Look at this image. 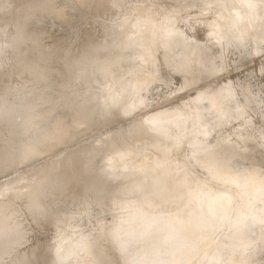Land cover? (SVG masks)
<instances>
[{
  "label": "rangeland",
  "instance_id": "1",
  "mask_svg": "<svg viewBox=\"0 0 264 264\" xmlns=\"http://www.w3.org/2000/svg\"><path fill=\"white\" fill-rule=\"evenodd\" d=\"M253 2H254V5H257L258 7H260L259 11L262 14L261 16L257 14L256 11L252 12L253 10L252 11L247 10L243 14L242 11L244 8L241 6V5H244L243 0H237V1L234 0V3L232 2V0H112L111 4L114 8H116V11H117L116 12L117 14H115L114 17L113 16L106 17V15L95 12L92 9L91 1L89 0L87 1L85 0V4L83 5H80L77 2V0H55L54 5L61 6L63 11L61 10L59 14L54 15L52 18L45 16V14L38 15L36 17V19L32 22V25L29 27V30L33 33H38V32L45 33L46 35H48V37H50L48 42L49 43L53 42L60 48L65 47L69 43L78 45L83 39L82 32L85 29L90 30L91 32H95L94 35L97 37V36H101L104 33V29L106 27L115 28L116 25L118 26L120 24L121 26L123 22H124L123 24L126 25L127 23L126 21L129 19L130 21L133 19L132 20L133 22L131 21L133 25H135L133 30L136 29V31L145 32L144 34H140V33L137 34V36L135 37L136 39H138L137 44L140 45L144 41L143 43H147L150 47V48L145 49L144 51L139 50L138 52L137 51L133 52V54L137 56L138 55L146 56V60H148L147 64L136 60V62L133 61L129 65H123L124 68L121 69L120 73L118 71V74H120L118 82L115 83L107 91H101V87L99 85H89L88 87L85 86L86 88L84 87L83 89L78 90V92L76 90L72 94L69 93L70 95L66 94V92L65 94L60 93L61 95L62 94L63 95L62 96L60 95L61 97L58 96L57 98V101L58 99L60 100L58 102V106L56 104H55V107L53 106L54 108H56L57 106L56 110H54L53 107L51 108L55 113L52 111L53 113L52 116H50L47 120L48 124L50 122L49 119L51 120V118L56 116L57 114L63 115L64 117H66L65 121H68L69 119L68 115L70 113L69 110L72 109L74 103L82 97L89 99L92 96H98L100 99H98V102H97L96 112L100 111L106 106V104H109L108 100L117 91L119 92L122 89V86L125 85V83L130 79L131 74L134 73L137 67L139 66L140 67L147 66L144 69H142V71H146L147 72L146 74L148 75L149 78L148 77L146 78V74L145 76L143 75L145 72H142V71L140 72V75H141L140 77L142 78V80L145 78L143 81V83L145 82L144 84H146V82H149L151 80L150 77L154 71H157V72L159 71L160 73L163 72V74L166 75V78L164 79L165 80L170 79L171 83L169 86L168 85L165 86L164 84L165 82H162V81L160 83L159 81L156 83L154 82V84L147 90L148 93H146V95H143V94L139 95L141 92L136 93L135 99L139 98L138 100H140V98L143 95V97H146V99H148V103L146 107L137 109L138 113L136 112L134 116L132 115L129 117H125L124 115H117L115 117H109L103 122L100 120H98L97 122L95 120V122L93 121L90 127L87 126V127H81L80 129H76V131H74L73 133V136H71L68 139H62V142L60 143V145H58L59 148L57 147L58 149H56L55 151L51 150L50 152L49 150L45 152L43 156L39 157L40 159L36 158L30 161L24 162L22 165L14 167L10 171H8L6 175L4 174L0 175V186L8 185L13 181L18 180L15 183V185H13L12 187L18 186L22 188L23 182L28 181V178L31 176L32 172L35 173L36 171H38V174H39V181L42 183L44 181L47 182L49 179V174H50L49 164H51V162L57 160L58 158L68 157L70 155L71 156L76 155L78 158L77 160L79 162L81 161L84 162V157L89 158L92 156L93 153H91L92 151L91 149H93L95 141L97 139L104 138V136L115 133L116 131L123 129V128L130 130L131 129L130 123H132V120L133 122L140 121V120H143V118L146 116H151L153 114L160 113V112H166V111L175 113L177 114V117H178V126L176 128V131L173 129H170L168 131L169 134H172L173 132H175L176 137H177L175 138V140L176 141L178 140L177 142H175L174 140V143L171 142L169 144V146L175 145L174 146L175 148L170 149V153L172 152V154L174 155H170L169 152L168 153H161V152L157 153L156 152L158 155L156 156L155 154H153L155 152H153V150L149 149L150 147H147V146H142V148H139V151H140L139 155L141 157L142 156L144 157V155L148 157L149 154H152L153 158L156 157L154 161L152 160V162L156 163L157 165L158 164L161 165L162 163H165L166 161H168L166 167H169V168L172 167V169L170 170V177H168L167 183H170L171 181L172 182L177 181L181 183L186 182V186L173 190L166 204L164 203L160 204L159 202H158L159 204H157L156 202L146 204L143 198L141 197L140 192L137 193L136 191H132V192L130 191V192H127L128 194L127 193L121 194L120 192H118L120 188L117 187L118 190L115 189L116 186L120 182H123L121 181V179L124 180L123 178H120V180L117 179L119 181L114 182L113 185H111V182H109V184H105V183H100L98 181V184L92 187L93 189L92 188L91 190L89 189V192L87 193L83 192V187L85 184L82 185L83 187L81 189V186L75 187L74 183H72L65 190V192H63L64 193L63 196H65L64 197L65 199L62 198L64 200L59 201L58 206L54 210L55 214H53V217L49 219L48 221H43L42 223L38 225L30 226L29 230L26 232L27 238L30 240V243H28V245L26 247H23L20 251L22 252L26 251L27 255L31 254L32 252H34V254L29 255V257L25 259L22 264H50L51 263L50 259L47 256L45 257V255H43L42 252L45 251L49 243L51 242L54 243L53 239L56 237L57 234H60L61 224L57 223L60 220H62V222L68 221L69 223H72L74 225L77 224V226L80 227L78 231L79 233L75 235V238L77 239H83L86 237H90V235H92L91 237L92 241L97 240L96 242L93 243V245H95L94 248H96V253L100 255V254H103V252H106V255L110 257L109 260L111 261L110 262L108 260V262L112 264L113 263L114 264H124L125 262L130 264L136 261L137 259L141 258L142 256H144L145 253H149V252H152L153 254H155L157 263H161L164 260H166L168 257H170V255L176 250V248L182 244H184L185 248L186 247L188 248V246H190L191 249L188 251L187 254H186L187 250L185 249H180L179 251H177L175 255V259H176L175 264H184L185 262L186 264H195V263L196 264H206V263L207 264H210V263L211 264H231V263L234 264V262L235 264L236 263L246 264L247 262L248 264L249 262L250 264H264V186L263 187L259 186L256 180L242 179L240 178L242 177L240 175L235 176L234 178L232 176L233 178L232 179L230 178L231 177L230 175L225 174L226 171L220 175L221 172H219V170L216 169L215 166H214L215 167L214 169L216 170L213 169V166L212 168L208 167V169L207 167L204 168L201 163L200 164L196 163V159H195V158L202 157L203 159H206L207 161L208 154L210 156L211 154H215L218 151L222 153L223 150L225 149L228 150L227 148H230L229 141L230 143L232 142L234 144V140H236L237 138L233 136L234 134L233 135L231 134V133H234V131H236L233 128L237 127L238 125L240 126L243 125L244 123L242 121H245L244 119L246 118L247 120L248 119L251 121L253 120V122L257 123V124L254 123V128L255 129L257 128L259 131L262 130L260 133L262 134L264 138V131H263L264 130V104H263L264 103V0H253ZM2 3H3L2 5L6 6L9 2L3 1ZM210 3L212 4L215 3L216 5L215 4L212 5ZM210 5L213 7L211 8ZM216 6H219V7H216ZM13 7H14L13 10L9 12L10 14H15L18 12L25 11L23 8L16 7V5ZM135 8L137 10H135ZM143 8H146V12H143ZM148 8L150 11L149 13L153 14L152 15L153 17H156L159 19V20L157 19V21L154 23L155 26L157 25V27H160L162 25L160 23H163L161 21L165 22L167 21V18H168V20L170 21V23H167L168 21L166 22L168 26L167 25L161 26V27H164L163 28L164 30L168 29V27H171V25L173 24H174V27H184V29L186 27L187 28L195 27L196 31L194 32V38L192 39V42L190 43L195 45L196 43L198 44L199 42L200 45H204L210 48V51H208L206 55L204 56L202 64L200 66H196L193 68L194 71L196 72V75L194 78L196 84L194 83V85H192L193 83L192 82L190 83L191 85L189 84L186 86L179 87L181 80H180V76H178L179 74H177L175 71H176V68L178 67L177 66L178 63L183 58L182 50L179 48V49L173 50L172 52L166 51L167 53H165L166 42L161 38L158 39L156 42V45L157 46L159 45V46L155 53V56H156L155 58H157L156 66L154 65L152 61L153 55L151 54L152 45L148 41L145 42L146 40L145 38L147 37L146 33L150 31V29L148 31L144 30V28L146 29V27H149V24H147L149 23V20H148L149 17L146 18V16H148L149 14L147 11ZM88 9L89 11H92V12H89ZM134 10L135 11L139 10L142 12L138 11L136 12V15H134L135 13ZM171 10H173V12ZM168 11L170 12L171 15H166L169 13ZM132 12L133 14L131 15ZM165 12L167 13L165 14ZM138 13H140V15ZM142 13H146V14L143 15ZM172 14L174 16H172ZM254 14L259 16L261 19L257 23V26L256 24H254L255 22L253 23L251 21V17H253ZM160 15H164V16L162 17ZM170 16H172V19H174L175 22H172L173 20L170 19ZM224 16L226 18H223ZM161 17L164 18L165 20L162 19ZM233 19L235 23L232 21ZM217 20L220 21L219 24H222L221 28L225 24L228 30L227 29L224 30L222 28L223 32L221 33L222 29L219 28L220 25H218ZM134 21H135V24H134ZM232 22L236 24L237 26H234ZM251 23L255 25L254 26L255 29L254 27L251 26ZM159 24L160 26H158ZM96 26H98L99 28ZM215 27H216V31H213L215 30ZM217 27L220 29V32L219 30H217L218 29ZM241 29L242 30L245 29V31L248 32L246 39L244 38L245 41H242L241 44H237V45H228V42H229L228 39L229 38L232 39V37H235V35H237L238 33V30H241ZM13 32H14V29H12V27L2 32L3 36L0 39V54H1L0 60H3V61H0V74L5 73V71L7 70V65L10 60L9 49H7V40H8L7 38ZM7 33L9 35H7ZM156 33H158V30H156ZM215 33L217 35H215ZM221 34L224 36H222ZM216 38L218 39L217 41H216ZM226 39H227V42H226ZM223 42H224V45H223ZM148 49H150L151 51ZM210 54L211 56H209ZM164 56H166V58H163ZM174 57H176L175 60H174ZM211 58H213L214 60L216 58V60H215V64L209 67L207 63L209 62V60H211ZM167 62L168 63L172 62L171 66H168ZM152 66H154V69ZM123 70H126L127 73L123 74ZM209 72L213 73V74H210L211 76L215 74L214 77L215 76L216 77L212 78L213 76L211 77L209 75ZM215 72L218 75H216ZM201 74H204V75H201ZM198 75H201L202 77H199ZM205 77H206V80L203 81ZM16 80H17L16 77L13 78L11 80V84L16 82ZM0 82H1V78H0ZM216 86L218 88L220 86L219 88L220 90ZM92 87L94 88V90H92L93 89ZM36 88L42 90V88H40L37 83H31L29 85L28 91L29 90L33 91V89H36ZM205 88L208 91L211 90L210 92L212 93L215 99L211 96V93L206 92L207 93L206 94L202 92L203 90H205ZM221 89L223 90V92L221 91ZM224 89H226L227 92ZM85 90L86 92H84ZM213 90H215L216 92L215 91L213 92ZM218 90L226 94V97L225 95L223 96L221 92H218ZM53 92L54 91H51L50 94H53ZM55 92L54 94L59 95L57 91ZM219 93L222 96L219 95ZM216 94H218L217 96L218 98L220 97L219 99H221V101L225 98L223 102L219 101V99L214 96ZM231 96L233 97V99H231L232 98ZM212 99L214 100V102H216V104L214 102H211ZM99 101L101 102V105ZM231 101L233 103H231ZM217 103L219 106H217ZM199 104H200V107H199ZM239 104H240V107L237 108L236 106ZM216 106L221 109H218ZM243 107L245 108L243 109ZM234 108L236 109V111L234 110ZM63 109H66V110L63 111ZM233 110L235 111V113L237 112L236 115ZM237 110H239V112ZM241 111L243 115H241L240 113ZM238 113H240L239 114L240 119H238L237 117ZM253 113L256 117L253 115ZM232 114H234V116H231ZM235 116L237 117L236 119H235ZM232 118H234V120H237V119L238 120L235 122ZM134 123H132V125ZM235 124H238V125H235ZM41 126L38 124V127H37L36 125L37 128ZM237 128H239V126ZM254 128L250 129L249 131L250 134H253V135L256 134L255 133L256 130ZM5 136L6 134H3L2 138H0V143L5 142V138H6ZM245 138H248L247 134H245V136L238 141V144H236L235 146V150H233L232 148L233 154L231 151V155L233 156V158H236L238 155H241L242 153H244L243 149L248 145V143L244 141ZM204 142L209 143L208 146L213 145L212 147L211 146L208 147V149L210 148L209 149L210 151L208 150L210 153L206 152V154H204V152H198L199 155L197 154L198 156H196V153L194 154V151L199 148L200 143H204ZM177 143H178L179 150L176 148ZM243 143H246V145ZM259 148L261 149L260 146ZM175 149H177L176 152L174 151ZM105 151L106 150L101 152L100 153L101 155L99 154L98 156L94 158L93 163L97 170H102L106 168V165L114 167V165H121V163L123 164L124 161L120 162L119 159H117L118 162H109V163L103 162L105 157L111 154V152H105ZM78 153H85V156L78 157L77 155ZM188 156L191 158H188ZM168 157L170 160L167 159ZM156 160L158 162H156ZM99 161L103 163H98ZM262 161L260 160L261 165L264 164V161L263 162ZM261 165L258 163L256 166H253V168L255 167L254 170H259V171L262 169L264 170L263 166L261 167ZM134 168L135 167H131L127 169L125 172L131 173L134 170ZM233 168L234 167H229L228 171L229 170L233 171ZM248 168L249 169H246L243 172L244 175L246 173L248 174V172H250V170L253 169V168H250L249 166ZM239 174H242V172H239ZM97 175H100V173L98 172ZM227 176H229V179H227ZM106 178H109V176H107ZM224 179H226L225 180L226 184H224L225 183ZM244 180L248 182L246 183L244 182ZM93 181L95 180H92V182ZM251 182L252 184H249ZM256 184H257V187H256ZM87 185H89V183H87ZM224 185L226 188L224 187ZM254 187L257 188V190ZM78 188H80V190ZM98 190L99 192H97ZM254 190H255V193H254ZM73 194L74 195L76 194V195L74 196V198H71L70 195H73ZM106 195L109 200H107ZM193 196L195 198L192 199L191 197ZM105 198L106 200H104ZM229 199L232 201L230 202L227 201L229 203L225 202L226 200H229ZM101 201H104V204ZM93 202L95 203V205L93 204ZM98 202H101L99 203L100 205L97 204ZM116 204L118 207L116 206ZM103 205L104 207L102 208ZM23 206H24V203L22 202L21 203L19 202V204H17V208L19 209L23 208ZM215 206L218 208L220 207V209L219 210L216 209L215 211V209H213V208H216ZM105 207L108 209H106ZM191 209H195V210L192 211ZM222 209H225V210L221 212ZM113 210L115 211V213H111V212H114ZM229 210H231L232 212ZM85 212L88 214L90 213L89 214L91 215L90 219L92 218L91 220L89 219L90 221L89 220L85 221L82 219V214ZM103 212H108L109 214L103 213ZM199 212L201 216L199 214L196 215V218L193 220L194 222H191L195 224L194 225L192 224L191 228L189 227L187 232L185 230L184 232L186 233L183 232L182 234V233H177L175 231L178 226L184 224L183 217L185 214L187 215V216L185 215V218H188V216L190 217ZM215 212L217 214L220 213L219 215L222 214L221 215L222 218L218 215H216L217 217H215ZM226 212H229V213H226ZM224 213H226L225 214L226 216L223 215ZM242 213H244L245 215ZM212 214L214 216H211ZM209 216L212 218L215 217V220L218 221V223L214 222L215 220L213 221V219L211 220ZM114 217H116L118 220L119 227H120L119 230H121V232L125 236H128V234L135 233V232L137 233L141 232L140 235H143V233H147V231H150L151 229H153L152 230L153 233L149 236V238L147 239L143 247L141 248L128 247L130 251L127 250V247H126V249L124 250L125 251L127 250V254H124L125 251L123 253L122 252L123 250H121L119 246H118L119 248H117L116 245L114 246L111 245L112 247L110 246L111 244L109 241L110 240L109 237H111L110 234L108 236L107 235L108 232L101 229L102 226H107L111 222V220H113ZM197 217H198V220H197ZM200 217L203 221H201ZM205 217H208L210 221ZM219 217L220 219L218 220ZM224 217L226 218L224 219ZM204 220L206 221L205 223H204ZM240 222L242 224L243 223L246 224L245 225L246 227L242 226L243 229L245 227L244 230L240 229V226H239L241 225ZM198 224L200 226H198ZM174 226H176L175 229H174ZM193 226H195L194 228L196 230L195 229L193 230L192 228ZM203 226L205 227L203 228ZM209 226H211L210 228L213 231L209 228ZM218 226H219L218 231H216ZM62 227H66L64 228L65 232H61L63 237H68V236L72 237L73 231L71 230V228L67 225H64ZM212 227H216V229ZM98 228L101 230H99ZM208 228L212 231V234L210 233L211 231ZM235 228L237 230H235ZM201 230L203 231L201 232ZM239 230L240 231L242 230V232H237ZM92 231L96 232V234L93 233ZM204 231L206 232L203 233ZM199 232L201 233L199 234ZM206 233H208L207 234L208 236L206 235ZM191 235H193L194 237ZM195 235L197 236V238L195 237ZM205 235L207 236L208 240L206 239L207 241L204 242L206 238ZM94 236L96 237L94 238ZM198 236L201 238H203L204 236V238L201 239ZM245 236H247V238L252 241L250 242L251 244L250 243H248V245L246 244L247 247L245 246V243L243 242L246 239L245 238L243 240ZM162 237L166 240L165 244L160 243L161 242L160 239ZM196 239L197 240L199 239V240L197 241ZM261 239H263V244L260 243ZM192 240L194 241L192 242ZM211 240L213 242H210ZM99 241H100V247H97L98 246L97 244H99L98 243ZM199 241H201L202 243ZM194 242L195 244H193ZM189 243H191L192 246L194 247H192L191 244L189 245ZM241 243H242V247H240ZM185 244L188 246H186ZM243 245H244V249H243ZM115 247L116 249H114ZM119 249H120V252H122L125 257L122 255V253L119 254L120 253ZM191 250H192V253L190 254ZM241 250L243 252L245 250V252L242 253ZM98 251H100L101 253ZM225 253H226L227 259L224 257ZM235 253H236V256H234ZM241 254L242 256H240ZM243 254H245V256ZM243 256L245 259H241ZM112 257L114 260L112 259ZM91 258L92 256H89V252L88 253L86 252V249L83 246V244H80L77 247V249H75L74 252L72 251L71 258L65 264H85V263L91 264ZM92 264L94 263L92 262Z\"/></svg>",
  "mask_w": 264,
  "mask_h": 264
},
{
  "label": "bare ground",
  "instance_id": "2",
  "mask_svg": "<svg viewBox=\"0 0 264 264\" xmlns=\"http://www.w3.org/2000/svg\"><path fill=\"white\" fill-rule=\"evenodd\" d=\"M3 1H8L9 3L5 6V5H2ZM54 1L55 0H0V3H1L0 4V39L3 36L2 35L3 31H5L6 29H8L10 27H12V29H14V32L7 38L8 39L7 40V49H9V55H10V60H9L8 65H7V70L5 71V73L0 74V78H1V82H0V138H2L3 134H6L5 142L0 143V175H2V174L6 175V173L8 171L13 169L14 167L22 165L24 162H27V161H30V160H33L36 158L40 159L39 157L43 156V154L49 150H50V152H51V150L55 151L56 149L59 148L58 145H60V143L62 142V139H68L71 136H73V133H74V131H76V129H80L81 127H87V126L90 127L91 124L93 123V121L95 122V120L97 122H98V120L103 122L104 120L108 119L109 117H115L117 115H124L125 117H129L132 115L134 116V114L136 112L138 113L137 109L146 107V105L148 103V99H146V97H143V95H146V93H148L147 90L154 84V82L155 83L158 81H159V83L161 81L165 82L164 83L165 86L166 85L169 86L171 83L170 79H168V80L164 79V78H166V75H164L163 72L160 73L159 71L158 72L154 71L153 74H151V77H150L151 80L149 82H146V84H144L145 82L143 83V81L145 78L142 80V78L140 77L141 76L140 72L142 71V69H144L147 66H144V67L139 66V67H137L135 72L131 74L130 79L125 83V85L122 86V89L119 92L117 91L108 100L109 104H106V106L103 109H101L100 111L96 112L97 102H98V99H100L98 96H92V97H90L91 99L90 98L87 99V98L82 97V98L78 99V101H76L74 103L72 109L69 110L70 113L68 115V117H69L68 121H65L66 117H64L63 115L57 114L56 116L52 117L51 120L49 119L50 122L48 124L47 120L53 114L52 113L53 110L51 108L53 106L55 107V104L58 106V102L60 100L58 99V101H57V98H58V96L61 95L60 93L65 94V92H66V94L70 95L73 92H75L76 90L78 92V90L83 89L85 86L88 87L89 85H99L101 87V91H107L115 83L118 82L119 77H120L119 76L120 74H118V71L120 73L121 69L124 68L123 65H129L133 61L136 62V60L147 64L148 60H146V56H143V55L137 56V55L133 54V52L134 51L138 52L139 50L144 51L145 49L150 48L147 43H143L144 41L140 45L137 44L138 39H136L135 37L137 36V34H139V33L144 34L145 32L136 31V29L133 30L134 26H135L132 23L133 19L131 20L132 22L130 21V19L127 20L126 22L128 24L126 23V25H124L123 24L124 22H123L121 24V26L119 24L118 26L116 25L115 28L106 27L104 29V33L101 36H97V37L94 35L95 32H91L90 30L85 29L82 32L83 39L78 45H74L73 43H69L65 47L60 48L53 42L49 43L48 40L50 39V37H48V35H46L43 32L33 33L29 30V27L32 25V22L36 19V17L38 15L45 14V16L52 18L54 15H57L61 12L62 7L61 6H55ZM89 1H91L92 9L97 13H101L103 15H106V17L107 16H110V17L113 16L114 17V15L117 14L116 8H114L111 4L112 0H89ZM235 1H237V0H235ZM77 2L80 5L85 4V0H77ZM232 2L234 3V0H232ZM210 4H212V3H210ZM214 4H212V5H214ZM243 4L244 5H241L244 8V9L242 8L243 14L247 10L248 11L253 10L252 12L256 11L257 14H259L260 16L262 15L259 11L260 7H258L257 5H254L253 0H243ZM15 5H16V7L23 8L25 11L18 12L15 14H10L9 12L13 10V8H14L13 6H15ZM27 6H29V7H27ZM212 7L213 6H211V8ZM216 7H219V6H216ZM135 10H137V9L135 8ZM135 10H134V12H135L134 15H136V12L139 11V10L138 11H135ZM209 10H210V8H209ZM88 11H89V9H88ZM147 11H148V13L150 12L149 8L147 9ZM171 11L173 12V10H171ZM89 12H92V11H89ZM139 12H142V11H139ZM143 12H146V8H143ZM166 13L167 12H165V14ZM132 14H133V12L131 13V15ZM138 14L140 15V13H138ZM142 14L144 15L146 13H142ZM142 14H141V16H142ZM160 14H162V13H160ZM152 15L153 14L149 13L148 16H146V18L149 17L148 18L149 23H147V24H149V27H146L144 25L146 27V29L144 28V30L148 31L150 29V31H148L146 33L147 37L145 38L146 39L145 42L148 41L152 45V53L151 52L150 53L153 55L152 61H153L154 65L156 66L157 58H155L156 57L155 53H156L158 46H159V45L158 46L156 45V42L158 39L161 38L166 42L165 53H167L166 51L172 52L173 50H176L179 48L182 50L183 58L178 63V65H177L178 67L176 68V71H175L177 74H179L178 76H180L181 82L179 84V87L189 85L192 82H193L192 85H194V83L196 84L195 79H194L196 72L194 71L193 68L196 66H200L202 64L203 58L206 55V53L208 51H210V48L207 46H204V45H200L199 42L197 44L196 41H195V43H196L195 45L190 43V42H192V39L194 38V32L196 31L195 27H191V28L186 27L184 29V27H174V24H173V25H171V27H168V29L164 30L163 29L164 27H161V26H166L167 23H170L168 18H167L168 22L167 21H165V22L161 21V22H163V23H160L162 25L160 26V24H159L158 26H160V27H157V25L155 26L154 23L157 21L158 18L153 17ZM166 15H171V14L169 12ZM160 16L163 17L164 15H160ZM172 16H174V15L172 14ZM172 16H170V19H172ZM223 18H226V17L224 16ZM90 19H91V17H90ZM162 19H164V18H162ZM230 19H232V18H230ZM242 19H243V17H242ZM172 20H173L172 22H175L174 19H172ZM259 20H261L260 17L255 15V14L253 15V17H251V21L253 23L255 22L254 24H256V26H257V23L259 22ZM128 21H130L131 23ZM232 21L234 22V19ZM217 22H218V25H220L219 28H221L222 24H219L220 21H218V20H217ZM234 23H233V25L237 26ZM253 23H251L252 27L255 26ZM134 24H135V21H134ZM96 27H98V26H96ZM219 28L217 30H219V32H220ZM222 28L224 30L227 29L225 24L223 25ZM223 29H222L221 33L223 32ZM254 29H255V27H254ZM156 30H158V33H156ZM213 31H216V27H215V30H213ZM7 35H9V34L7 33ZM75 35H76V33H75ZM215 35H217V34L215 33ZM247 35H248V32H246L245 29L238 30V33H237V35H235V37H232V39H230V38L228 39V41H229L228 45L241 44L242 41H245ZM222 36H224V35H222ZM139 40H140V38H139ZM217 40L218 39L216 38V41ZM221 41H219V42H221ZM226 42H227V39H226ZM3 45H4V43H3ZM223 45H224V42H223ZM148 50H150V49H148ZM209 56H211V54ZM163 58H166V56H164ZM175 58L176 57H174V60H175ZM215 60H216V58H215ZM215 60L213 58H211V60H209V62L207 63L208 66L209 67L213 66V64H215ZM0 61H3V60H0ZM171 64H172V62L171 63L167 62L168 66H171ZM152 67L154 69V66H152ZM142 72H145L144 74L142 73L144 76L147 73L146 71H142ZM211 72H209V75L213 74ZM124 73H127V71L123 70V74ZM204 73H205V71H204ZM217 73H216V75L219 74V73L218 74ZM201 75H204V74H201ZM201 75H198V76L202 77ZM209 75H208V77H209ZM214 75H212L213 77L211 75L210 76L212 78H215L216 76L214 77ZM15 77L17 78L16 82L11 84V80ZM147 77H148V75L146 74V78ZM200 79H202V78H200ZM205 80H206V77L203 81H205ZM200 81H202V80H200ZM31 83H37L39 85V87L42 88V90L36 88V89H33V91H31V90L28 91L29 85ZM198 83H199V81H198ZM219 88H220V86H219ZM222 89H223V87H222ZM222 89H221V91L223 92ZM92 90H94V88ZM215 90H213V92ZM219 90H218V92H221ZM224 90L226 91V89H224ZM51 91H54V92L57 91V93H59V95L54 94V92H53V94H50ZM210 91L211 90L208 91L205 88V90H203L202 92L211 93ZM84 92H86V90ZM87 92H88V90H87ZM139 92H141L139 95L143 94L142 97L140 98V100H138L139 98L135 99L136 93H139ZM222 94H223V96L225 95V97H226V94H224V93H222ZM217 95L218 94H216L214 96L216 98H218ZM219 95H221V94L219 93ZM55 96H57V97H55ZM211 96L213 97L212 93H211ZM53 97H55V98H53ZM200 97H201V95H200ZM233 97H234V95H233ZM233 97L231 99H233ZM223 100L221 101V99H219V101H221V102H223ZM211 102H214V100L212 99ZM243 102H241V103H243ZM214 103L216 104V102H214ZM218 103H217V106H219ZM231 103H233V102L231 101ZM200 104H199V107H200ZM100 105H101V102H100ZM57 106H56V108H57ZM220 106H221V104H220ZM243 106H245V105H243ZM54 107H53V109L56 110V108H54ZM204 107H205V105H204ZM236 107L237 108L240 107V104L237 105ZM235 108H234V110L236 111ZM244 108L245 107H243V109ZM218 109H221V108H218ZM64 110H66V109H63V111ZM235 111H234V113H235ZM237 111L239 112V110H237ZM236 113H235V115H236ZM240 113H241V115H243L242 111ZM240 113H238V115H237L238 119H240L239 118ZM245 113H246V111H245ZM253 115H254V113H253ZM231 116H234V114H232ZM237 117L235 116V119ZM132 118H134V117H132ZM241 118H242V116H241ZM137 119H139V118H137ZM232 119L234 120V118H232ZM237 120H234V121L236 122ZM244 120L245 121H242L244 124L241 126L238 124H235V125H238L239 128H237L238 126L235 128L232 127L236 131H234V133H231V134L232 135L234 134L233 136H235L237 138H236V140L233 139L234 144L232 142L230 143V141L228 140L229 141V147H230V148H227L228 150L225 149L222 151V153L220 151H218L215 154H211L210 156L208 154L207 161H206V159H203L202 157L201 158H195L196 163H199V164L201 163L202 166L204 168L207 167V169H208V167L212 168V166H213V169L216 167V169H218L219 172H221L220 175L226 171L225 174L230 175L231 176L230 178H232V176L234 178L235 176L240 175V176H242V177H240L242 179L256 180L257 184L259 186L263 187L264 186V170L262 169L263 171L262 170L259 171V170H254L255 167L253 168V166H256L258 163L261 165L260 160L264 161V159H263V157H264V138H263L262 134L260 133L262 130L259 131L257 128L256 129L254 128L255 122H253V120L252 121L249 119L247 120V118ZM134 122L132 120V123H134ZM132 123H130V126H131L130 130L123 128V129L116 131L115 133L104 136V138L97 139L95 141V144L93 143L94 144L93 149H91L92 150L91 153H93L92 156L89 158L84 157V162L81 161L83 163H81L77 160L78 158L76 155H74V156L70 155L68 157H63V158L61 157V158H58L57 160L51 162V164H49V166H50V169H49L50 172L49 173L50 174H49V179L47 182H45V181L43 183L40 182L38 171H36L35 173L32 172L31 176L28 178V181L23 182L22 188L18 187V186L12 187L13 185H15V183L18 180L13 181L8 185H4V186L1 185L0 186V264H22L23 261L29 257V255L34 254V252H32L31 254L27 255L26 251H24V252L20 251L23 247H26L28 245V243H30V240L27 238L26 232L29 230L30 226L38 225V224L42 223L43 221H48L49 219H51L53 217V214H55L54 210L58 206L59 201H63L65 199L64 198L65 196H63V194H64L63 192H65V190L72 183H74L75 187L81 186V189L83 187L82 185L85 184L83 187V192L87 193V192H89V189L91 190L92 187H94L95 185L98 184V181L100 183H105V184H109V182H111V185H113L114 182L119 181L120 178H123L124 180L121 179V181H123V182H120L116 186L115 189L118 190L117 187L120 188L118 192H120L121 194H125V193L130 192V191L131 192L136 191L137 193L140 192L141 197L143 198V200L146 204H149L152 202H156L157 204H159V203L160 204H163V203L166 204L167 201L169 200L170 194L173 190L186 186V182L181 183V182H177V181H173V182L171 181L170 183H167L168 177H170V170L172 169V167H170V168L166 167L168 161H166L165 163H162L161 165L160 164L157 165L156 163L152 162V160L154 161L156 158V157L153 158L152 154H149L150 156L148 155V157L144 155V157L142 156L143 158L139 155V152H140L139 148H142V146L150 147L149 149L153 150V152H155L153 154H155L156 156H158L157 155L158 152H161V153H168L169 152L170 153V149L175 148L174 147L175 145L169 146V144L171 142L174 143L175 138H177L176 134H175V132H173L172 134H169L168 131L170 129H173L176 131V128L178 126L177 114L171 113L170 111L160 112V113L153 114L151 116H146L143 118V120L136 121L133 125H132ZM38 124L40 126L41 125L42 126L37 128ZM255 124H257V123H255ZM36 125H37V127H36ZM130 126H128V127H130ZM253 128L256 130V132H255L256 134H254V135L250 134V132H249L250 129H253ZM245 134H247L248 138H245L244 141H246V143H248V145L243 149L244 153H242L241 155H238L236 158H233V156L231 155L232 148H233V150H235L236 144H238V141L240 139H242L245 136ZM227 138H229V137H227ZM170 139H172V140H170ZM177 141L175 140V142H177ZM246 143H243V144L246 145ZM176 145H177L176 148L178 149V143ZM208 145H209V143H206V142L200 143L199 148L194 151V154L196 153V156L199 155L198 152H204V154H206V152L210 151L209 150L210 148L208 149V147H210L211 145L210 146H208ZM218 145H219V143H218ZM259 146L261 147V149L259 148ZM177 149H175L174 151L176 152ZM104 150H106L105 152H111V154L106 156L103 162H107V163L118 162L117 159H119L120 162L124 161L123 164L121 163V165H114V167L106 165V168H104L102 170H97L94 163H93L94 158L96 156H98L101 152H103ZM147 150H148V148H147ZM216 150H218V149H216ZM232 154H233V151H232ZM77 155H78V157H83V156H85V153H78ZM170 155H174V154H172V152H171ZM62 156H64V155H62ZM151 157H152V159H151ZM171 157H173V156H171ZM188 158H191V157L188 156ZM167 159L170 160L169 157ZM134 161H136V162H134ZM103 162L99 161L98 163H103ZM156 162H158V161L156 160ZM248 166L250 168H253V169L250 170V172L247 171L248 174L246 173L244 175L243 172L246 169H249ZM262 166L264 168V164H262L261 167ZM131 167H135L134 170L131 173H126L125 171ZM229 167H234L233 171H231V170L228 171ZM101 168H99V169H101ZM216 169H214V170H216ZM259 169H261V168H259ZM158 170H159V172H158ZM98 172L100 173V175H97ZM217 172H215V173H217ZM239 172H242V174H239ZM217 174H219V173H217ZM220 175H219V177H220ZM107 176H109V178H106ZM91 179L95 180V181L92 182ZM117 179H119V180H117ZM227 179H229V176H227ZM225 180L226 179H224V181ZM246 180H244V182H246ZM222 181H223V179H222ZM230 181H231V179H230ZM241 182H243V181H241ZM87 183H89V185H87ZM90 184H92V185H90ZM224 184H226V181ZM249 184H252V182ZM257 184H256V187H257ZM224 187H225V185H224ZM249 187H250V185H249ZM78 189L80 190V188H78ZM255 189L257 190V188H255ZM79 190H78V192H79ZM95 190H96V188H95ZM97 192H99V190ZM137 193H136V195H137ZM192 193H193V191H192ZM254 193H255V190H254ZM75 195L73 194L70 196H71V198H74ZM192 195H194V194H192ZM100 196H102V195H100ZM62 198H64V199H62ZM106 198H107V195H106ZM106 198L104 200H106ZM191 198L193 199L195 197L193 196ZM230 199H231V197H230ZM230 199L226 200V201L224 200V201L230 202V201H232ZM107 200H109V199L107 198ZM85 201H87V200H85ZM19 202L24 203L23 208H20V209L17 208V204H19ZM101 202H103V204H104V201H101ZM101 202H98L97 204L100 205L99 203H101ZM119 202H118V204H119ZM229 202H227V203H229ZM95 203H96V201H95ZM95 203L93 202L94 205H95ZM116 206H117V204H116ZM103 207H104V205L102 206V208ZM227 208H229V207H227ZM106 209H108V208H106ZM213 209H215V211H216V209L219 210L220 207L219 208L216 207ZM191 210L193 211L195 209H191ZM199 210H201V209H199ZM223 210H225V209H222L221 212H223ZM229 211H231V210H229ZM217 212H219V211H217ZM103 213L109 214L108 212H103ZM111 213H115V211L111 212ZM226 213H229V212H226ZM226 213H224L223 215H225ZM89 214L86 212L83 213L82 219L85 221L89 220L90 216H91ZM197 214H199L201 216V214L199 212V213H196L195 215H192L190 217L188 216V218H185V215H186L185 214L183 217L184 224L178 226L175 231L177 233H182V234L185 230L187 232L189 227L191 228V225L193 224L191 222H194L193 220L196 218ZM219 214L220 213L217 214L215 212V217H217L216 215L221 217L222 214L221 215H219ZM242 214H244V213H242ZM211 216H214V215L212 214ZM215 217L212 218L209 216V218H211V220L213 219V221L215 220ZM220 217L218 218V220L220 219ZM205 218L208 219V217H205ZM225 218L226 217H224V219ZM200 219H201V217H200ZM197 220H198V217H197ZM208 220H207V222H208ZM201 221H203V220L201 219ZM205 222L206 221L204 220V223ZM214 222L218 223V221H216V220ZM241 222H240L241 225H239V224L238 225L240 226V229H243L242 226H245L246 224L243 223L244 224L243 225ZM57 223L61 224L62 226H64V225L69 226L71 228V230L73 231L72 232L73 234H72V237H69V236L63 237L61 232H65L64 228H66V227H62L60 225V227H61L60 234H57L56 237L53 239L54 243L53 242L49 243L48 246L46 247L45 251L42 252L43 255H45V257L47 256L50 259V262H51L50 264H65V263H67V261L71 258L72 251L74 252L75 249H77V247L80 244H83V246L86 249V252L87 253L89 252V256H92L91 264H92V262L94 264H112V263H110L111 262L109 260L110 257H108L106 255V252H103V254H100V255H98V253H96V248H94L95 245H93V243L96 242L97 240L92 241V239H91L92 235H90V237H86L83 239H77V238H75V235H77L79 233L78 231L80 228L79 226H77V224L74 225L72 223H69L68 221L62 222V220L58 221ZM101 223H103V222H101ZM203 225H205V224H203ZM208 225H210V224H208ZM208 225H206V226H208ZM236 225H237V223H236ZM195 226L192 227L193 230L195 229L194 228ZM198 226H200V225L198 224ZM175 227L176 226H174V229H175ZM204 227L205 226H203V228ZM210 227L211 226H209V228ZM245 227H244V229H245ZM119 228L120 227H119L118 220L116 217H114L113 220H111V222L107 226H102L101 229L107 231L108 236L110 234V236H111V237H109L110 238L109 241L111 243V244L109 243L110 246L116 245L117 248L120 247V249L123 250L122 251L123 253H124V251H125L124 249H126V247H127V250H129V251H130V249H128V247H130V248L131 247H136V248L143 247L145 245L147 239L149 238V236L153 233V231H152L153 229H151L150 231H147V233H143V235H140L141 232H139V233L135 232V233L128 234V236H125V235H123L121 230H119ZM212 228L216 229V227H212ZM218 228H219V226L217 227L216 231H218ZM101 229H99V230H101ZM174 229H172V230H174ZM235 230H237V229L235 228ZM96 231H98V230H96ZM202 231L203 230H201V232ZM212 231L210 232L211 234H212ZM186 232H184V233H186ZM189 232H190V230H189ZM201 232H199V234ZM205 232L206 231H204L203 233H205ZM237 232H242V230L241 231L239 230ZM93 233L96 234V232H93ZM194 233H193V235H194ZM28 234H29V232H28ZM207 234L208 233H206V235ZM193 235H191V236H193ZM196 235H195V237L197 238ZM207 236H206L204 242L208 240ZM95 237L96 236H94V238ZM105 237H106V235H105ZM111 238H112V240H111ZM199 238H201V237H199ZM203 238H204V236H203ZM203 238H201V239H203ZM212 239H213V237H212ZM244 239H245V241H243V242L245 243V246L247 247L248 243H250L252 241L249 240L247 238V236H245L243 238V240ZM160 241H161L160 242L161 244H165V242H166V240L163 237L160 239ZM193 241L194 240H192V242ZM79 242H81V243H79ZM199 242H201V241H199ZM210 242H213V241L211 240ZM98 243L99 244H97L98 245L97 247H100V241ZM191 243H189V245ZM242 243L240 244L241 245L240 247H242ZM260 243L263 244V239L260 240ZM193 244H195V242ZM186 246H188V245H186ZM191 246H192V244H191ZM116 247L114 249H116ZM192 247H194V246H192ZM188 248L187 247L185 248L184 244L178 246L176 248V250L170 255V257H168L166 260H164L161 263H157L156 258H155V254H153L152 252H149V253H145L144 256H142L141 258L137 259L136 261H134L130 264H175L176 263L175 255H176L177 251H179L180 249H185V250H187V252H186V254H187L188 251L191 249V247L188 246ZM120 249H119V252H120ZM243 249H244V245H243ZM127 250L125 251L124 254H127ZM192 250H193V248H192ZM192 250L190 251V254L192 253ZM227 250H229V249H227ZM98 252H100V251H98ZM112 252H113V250H112ZM122 252H120L119 254H121ZM244 252H245V250H244ZM244 252L242 251V253H244ZM123 253H122V255H123ZM245 254H243V255L245 256ZM122 255H121V257H122ZM126 256H128V255H126ZM210 256H209V258H210ZM234 256H236V253ZM240 256H242V254ZM244 256L241 259H245ZM224 257L226 258V253H225ZM112 259H113V257H112ZM188 259H190V258H188ZM232 259H234V258H232ZM108 260L110 262H108ZM232 262H234V261H232ZM85 264H87V263H85ZM124 264H129V263L125 262ZM184 264H186V262ZM231 264H233V263H231ZM234 264H235V262H234ZM246 264H248V262ZM249 264H250V262H249Z\"/></svg>",
  "mask_w": 264,
  "mask_h": 264
}]
</instances>
